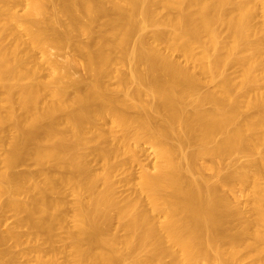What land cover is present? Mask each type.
<instances>
[{"label":"bare ground","instance_id":"6f19581e","mask_svg":"<svg viewBox=\"0 0 264 264\" xmlns=\"http://www.w3.org/2000/svg\"><path fill=\"white\" fill-rule=\"evenodd\" d=\"M6 212L0 264H264V0H0Z\"/></svg>","mask_w":264,"mask_h":264},{"label":"rangeland","instance_id":"374dc122","mask_svg":"<svg viewBox=\"0 0 264 264\" xmlns=\"http://www.w3.org/2000/svg\"><path fill=\"white\" fill-rule=\"evenodd\" d=\"M22 10V8H20V11ZM84 41L86 40L85 38H82ZM50 57H52V59L56 60L62 67L65 71H67L69 74H70V77L73 78V79H76V80H82V79H85V77L87 76V74L85 73V69L83 67V64H82V61H81V58L77 55L76 51L73 49L72 46H66L62 49H56V48H51L50 50ZM38 57L40 56V54H36ZM79 61V62H78ZM81 63V64H79ZM127 70V69H126ZM229 72H233L232 70H229ZM45 73L44 71L41 73L43 74ZM83 76V77H82ZM85 76V77H84ZM82 77V78H81ZM67 81V80H65ZM207 88V87H206ZM147 147V145H146ZM145 147V150L141 153V159H142V162L146 165H148L149 169H152V164H153V155L152 152H150V148ZM236 157H228L224 160H221V162L219 161L218 164L216 166H220L219 168H222L220 169L221 171L220 172H223V174H227V173H230L232 171H234V169H238L240 167H242L243 164L246 163V157L242 156V155H235ZM153 159V160H152ZM152 160V161H151ZM205 161V159H204ZM203 160L202 161H199V163H203L204 162ZM207 163H204V164H207L208 163L210 164L211 162H208V159L206 161ZM96 165H95V164ZM94 165V167H98L99 165L94 161L92 163V166ZM98 165V166H97ZM240 166V167H239ZM238 167V168H236ZM48 168V169H47ZM53 169V168H52ZM51 167H46V170L48 171H52ZM54 170V169H53ZM15 171L17 172H22L24 173L26 171L27 172H31V173H35L37 171V167L33 164V162L30 160L27 162L25 161L24 164L22 165H18L16 168H15ZM133 171V175L134 177H137L138 176V167H134V169H132ZM206 172V171H205ZM207 174L205 175L206 177L210 176V178L213 180L214 178H212V172L210 173V170H208L206 172ZM205 174V173H204ZM123 175L121 174L120 176L118 175L117 178L119 179H122ZM216 180V178L214 179V181ZM131 185V184H130ZM130 185L124 183L123 181H120L118 186H117V189H118V192L123 196V195H126L130 192ZM220 185V184H219ZM132 186V185H131ZM237 186V187H236ZM235 188H230L229 186H219V191L220 193H226V195H228V197L230 199H233L234 196H240L239 194L242 195V192H241V189H238V185H236ZM240 188V187H239ZM235 189V190H234ZM129 190V191H128ZM232 190V191H231ZM235 192V193H234ZM240 192V193H239ZM235 194V195H234ZM64 197V200L66 201V205L64 206L63 210H64V213L67 215V220H66V223L67 225H71V214H72V211H71V206H72V202L74 201V196L66 191L64 194H62ZM54 196V195H53ZM57 197V195H55ZM60 196V195H58ZM241 197V196H240ZM239 199L243 201L244 197L240 198ZM237 198V197H236ZM238 199V198H237ZM238 200L239 202H242ZM12 213L11 212H6L2 218L4 219L5 222H1L0 221V229L2 230V228H6L8 225H12L13 223V217H12ZM2 218L0 220H2ZM2 225V226H1ZM6 225V227H4ZM23 230V229H22ZM55 238H56V243H54V245H56L57 248H62L61 246V241L63 242L62 240V237L64 238L66 235H65V232H64V229L62 228H57V230H55ZM60 239V240H57ZM26 244H22L21 246H16L15 248L11 249L12 250V253H16V251L18 252L19 250L21 251L22 249L26 248L25 246ZM58 246H61V247H58ZM13 247V246H12ZM11 247V248H12ZM19 247V248H18ZM22 248V249H20ZM11 253V255H12ZM9 256V255H8ZM7 256V257H8ZM6 257V258H7ZM5 258V259H6ZM9 258V257H8ZM10 258H12V256H10ZM13 259V258H12ZM23 261V258H18L17 261L15 262H9L8 264H17L18 262H21ZM245 261L247 262V259H245ZM243 263V262H242ZM244 264V263H243Z\"/></svg>","mask_w":264,"mask_h":264}]
</instances>
